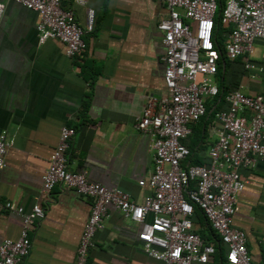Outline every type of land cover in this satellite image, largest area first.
<instances>
[{
    "label": "crops",
    "instance_id": "0c3cea01",
    "mask_svg": "<svg viewBox=\"0 0 264 264\" xmlns=\"http://www.w3.org/2000/svg\"><path fill=\"white\" fill-rule=\"evenodd\" d=\"M77 1L62 0L61 7L71 10L83 29L88 10H94V28L84 36L85 49L69 58L58 40L39 44L37 13L3 0L0 134L6 133L11 146L0 169V195L25 210L35 204L45 210L44 218L30 228L31 252L22 264H74L91 212L92 201L70 188L42 191L41 178L62 127L75 130L69 149L71 171L119 189L136 203L151 194L147 185L138 184L154 170L151 138L135 123L148 97L167 96L162 33L157 29L168 13L166 6L161 0ZM239 59V64L230 65L226 85L242 84L246 95L264 97V41L254 43L251 56L263 68L261 73L255 71L251 78ZM219 109H226L225 103ZM213 120L205 115L190 125L185 140L190 147L188 164H208L220 128ZM239 174L244 190L237 197L232 226L245 234L254 263L264 264V158L254 169H241ZM20 227L17 216L0 212V243L17 239ZM200 227L194 230L203 231ZM139 228L109 208L86 264H162L145 254L137 238Z\"/></svg>",
    "mask_w": 264,
    "mask_h": 264
},
{
    "label": "built area",
    "instance_id": "2783aa9c",
    "mask_svg": "<svg viewBox=\"0 0 264 264\" xmlns=\"http://www.w3.org/2000/svg\"><path fill=\"white\" fill-rule=\"evenodd\" d=\"M38 14L39 44L58 40L69 58L86 47L84 36L93 31L95 12L88 10L87 26L81 28L62 0H12ZM167 15L157 29L164 48V85L167 96L148 97L135 128L149 135L154 170L146 181L151 194L141 203L119 189L90 182L83 173L69 169V149L75 130L62 127L48 167L42 175V191L57 186L72 189L92 201L74 264H86L93 238L103 228L109 208L139 225L137 238L147 256L162 264H209L216 248L194 231L198 209L225 246L226 264L254 263L247 250L245 234L232 226L237 197L244 190L241 169H254L264 158V97L246 95L240 84L224 98L226 109L213 117L219 125L216 141L208 152L207 165H190V151L183 143L207 113L206 102L219 95L211 77L218 73L223 54L229 61L243 59V67L254 78L263 68L251 60L253 45L264 41V0H224L218 13L216 0H161ZM77 2L82 3L81 0ZM0 0V19L3 15ZM228 27L224 46L215 33L216 24ZM11 142L0 134V169ZM0 212L10 213L21 222L15 240L0 243V264H22L32 247L30 228L45 216L35 204L29 210L0 195Z\"/></svg>",
    "mask_w": 264,
    "mask_h": 264
},
{
    "label": "trees",
    "instance_id": "16d2710c",
    "mask_svg": "<svg viewBox=\"0 0 264 264\" xmlns=\"http://www.w3.org/2000/svg\"><path fill=\"white\" fill-rule=\"evenodd\" d=\"M217 4H218V13L222 12V9L224 8V0H216ZM224 28L223 25H221L219 22L216 24V31L215 33L219 36L220 32H223ZM227 31L228 28H224V31ZM225 31V32H226ZM220 44V43H219ZM223 61L221 63H219V69H218V73L217 76H220V86L219 88V95L214 98V101L210 103H206V109H207V116L208 117H213L214 113L217 111V107L218 105L221 103H224V98L227 95V93L231 92L232 90L235 89V87L237 88L238 85L232 84L230 85V87L234 86V88L230 89V87L228 85H226V74H228L229 70H230V65L232 63H237L239 64L240 59H236L235 61H229L226 59L225 55L223 54ZM212 106H215V108L211 111ZM209 114V115H208ZM186 147L188 149H190V147L186 144V142H183ZM190 151V150H189ZM190 157V156H189ZM188 157V158H189ZM199 222L200 224L203 225V231H194L195 233H197L206 243H209L211 245H213L216 250H217V256H214L211 259V264H226V259H225V249H224V245L222 244L220 238L216 235V233L214 232V230L211 228V226L209 225V223L205 220L203 214L198 210L195 209V214H194V223ZM210 264V263H209Z\"/></svg>",
    "mask_w": 264,
    "mask_h": 264
},
{
    "label": "rangeland",
    "instance_id": "374dc122",
    "mask_svg": "<svg viewBox=\"0 0 264 264\" xmlns=\"http://www.w3.org/2000/svg\"><path fill=\"white\" fill-rule=\"evenodd\" d=\"M224 28H225V26H223ZM224 28H221V29H223V32L224 33H222V32H220L219 34V43H220V45L223 47L224 46V34H225V31H224ZM226 28H228V27H226ZM212 78V80L215 82V84L219 87L220 86V76L218 75L217 76V74L215 75V76H213V77H211ZM220 110V109H219ZM219 110H217V111H219ZM216 111V112H217ZM216 112L214 113V115L216 114ZM214 117V116H213ZM200 226H202L203 227V225L201 224L200 225V223H198L197 224V222L196 223H194V228L196 227V229H199V228H201Z\"/></svg>",
    "mask_w": 264,
    "mask_h": 264
}]
</instances>
